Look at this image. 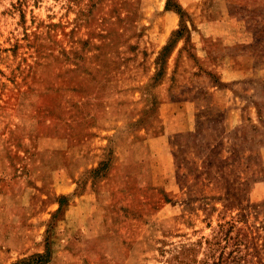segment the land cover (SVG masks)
<instances>
[{"label": "rangeland", "instance_id": "rangeland-1", "mask_svg": "<svg viewBox=\"0 0 264 264\" xmlns=\"http://www.w3.org/2000/svg\"><path fill=\"white\" fill-rule=\"evenodd\" d=\"M0 264H264V0H0Z\"/></svg>", "mask_w": 264, "mask_h": 264}]
</instances>
